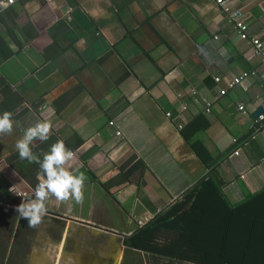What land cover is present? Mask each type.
I'll return each instance as SVG.
<instances>
[{"label":"crops","instance_id":"0c3cea01","mask_svg":"<svg viewBox=\"0 0 264 264\" xmlns=\"http://www.w3.org/2000/svg\"><path fill=\"white\" fill-rule=\"evenodd\" d=\"M216 1L20 0L4 11L0 114L11 110L16 126L0 135V204L13 209L12 188L34 193L39 165L21 160L15 143L39 120L52 129L34 141V154L42 159L63 140L75 153L69 170L86 177L82 203L51 198L35 228L19 217L17 263L76 264L87 254L101 262L114 245L93 226L130 237L197 185L212 189L204 193L209 212L222 198L237 207L264 190L262 58ZM228 2L264 45V0ZM250 71L256 76L221 95Z\"/></svg>","mask_w":264,"mask_h":264},{"label":"trees","instance_id":"16d2710c","mask_svg":"<svg viewBox=\"0 0 264 264\" xmlns=\"http://www.w3.org/2000/svg\"><path fill=\"white\" fill-rule=\"evenodd\" d=\"M4 108L7 109V105ZM191 146L208 165L207 152L203 153L196 144ZM29 170V166L19 168L22 177H26ZM215 191L220 194L217 187ZM208 192L213 194L212 189L205 190L197 185L185 194L181 203L158 214L126 239L128 250L139 253V264H144L142 252L146 254L148 264H264V190L237 207H231L223 198L220 199L216 209L220 215L213 219L214 223L208 220V216L216 210L209 212L213 207L207 208L204 200V193ZM9 193L6 192L7 195ZM9 200L6 198V203ZM20 202L18 199L12 202L13 209L0 206V211L10 214L8 219L13 218L11 223L10 219L0 222L5 225V231L9 229V233L14 229L10 225H17L19 216L15 206ZM255 202L262 206L263 212L258 210L260 214L253 212L252 206L250 209ZM7 258V255H2L0 264H5Z\"/></svg>","mask_w":264,"mask_h":264},{"label":"clouds","instance_id":"9594fccd","mask_svg":"<svg viewBox=\"0 0 264 264\" xmlns=\"http://www.w3.org/2000/svg\"><path fill=\"white\" fill-rule=\"evenodd\" d=\"M0 7L7 4L0 0ZM13 113L4 111L0 114V135H11L16 126ZM52 129L48 120H39L35 124L22 129V136L17 139L15 149L21 160L37 163L38 183L32 196L22 198L15 211L20 218L27 220V226L35 228L40 225L47 215V201L55 198L63 203L74 200L77 204L84 199V185L86 177L83 174H74L69 170L68 162L74 158L75 153L66 147L63 140L52 144L49 150L43 153L42 159L34 154L32 145L34 141H47ZM10 189V191H12ZM20 198V197H17Z\"/></svg>","mask_w":264,"mask_h":264},{"label":"built area","instance_id":"2783aa9c","mask_svg":"<svg viewBox=\"0 0 264 264\" xmlns=\"http://www.w3.org/2000/svg\"><path fill=\"white\" fill-rule=\"evenodd\" d=\"M20 0H2L3 3L7 4V7H0V19L2 18V15L4 11L13 5H15ZM221 10L224 12V14L228 17V20L233 23L238 30L239 37L244 40L248 41L252 47L256 55L261 56L262 63L264 66V45L261 42V40L257 37H250L248 34V23L246 21L245 14L241 9H235L232 8V6L229 4L228 0H217L216 1ZM217 39V37L215 38ZM256 71H250V72H244L238 77L233 78L232 80L227 82V89H224L221 91V95L227 94L228 90L234 89L235 87L241 85L245 80L249 79L250 77L256 76ZM220 79H216V82H220ZM211 104H208L206 107V112H211ZM239 110L245 112L244 106H240ZM166 117L169 120L173 119V114L171 112L166 113ZM264 117L261 116V119ZM179 129H183L182 125H179ZM120 135V133H118ZM238 140L234 139V143H237ZM241 154V149H237L232 156H239ZM20 198H25L24 196L20 195Z\"/></svg>","mask_w":264,"mask_h":264},{"label":"water","instance_id":"95a60500","mask_svg":"<svg viewBox=\"0 0 264 264\" xmlns=\"http://www.w3.org/2000/svg\"><path fill=\"white\" fill-rule=\"evenodd\" d=\"M259 114H255L257 117ZM93 232L99 233L103 236H108L109 241L114 245L111 246L112 251L110 250H102V257L100 258L101 262L97 259H90V256L83 255L76 261V264H124L125 263V240L128 238L126 235H121L115 232H111L108 230H104L93 226ZM117 240L118 244L115 242ZM108 252V253H107ZM78 262V263H77ZM33 264H40V263H33ZM41 264H49L48 262H42ZM53 264V263H52Z\"/></svg>","mask_w":264,"mask_h":264},{"label":"rangeland","instance_id":"374dc122","mask_svg":"<svg viewBox=\"0 0 264 264\" xmlns=\"http://www.w3.org/2000/svg\"><path fill=\"white\" fill-rule=\"evenodd\" d=\"M17 199H18L19 202L22 201V198H17ZM0 206L3 207V208H5L1 204H0ZM5 209H7V208H5ZM8 216L10 217V214H8V213L4 214L3 211H0V222H3L4 223L5 220L8 221L10 219V218L8 219ZM12 219L13 218L10 219V223L12 222ZM3 223H0V263L3 262L1 260L2 254H5V252H6L9 255L11 254L12 257L7 258L6 261H5V264H8V262H13L14 264H21V263H17L15 261V255L18 253V249H19L16 246L15 239H17V237L20 235L21 230L19 231V235H18L19 228H17V226L15 224H12L10 226H13L14 229L12 230V233L10 232L11 233L10 234L9 233V229L7 231H4V226L5 225ZM19 223H20V221H19V218H18L17 225ZM9 234H10V238H9ZM127 250H128V248H127ZM141 260H145V259L142 258ZM146 260H145L146 263L144 262V264H148V261H146ZM22 264H26V263H22Z\"/></svg>","mask_w":264,"mask_h":264},{"label":"flooded vegetation","instance_id":"af4514ba","mask_svg":"<svg viewBox=\"0 0 264 264\" xmlns=\"http://www.w3.org/2000/svg\"><path fill=\"white\" fill-rule=\"evenodd\" d=\"M139 258H132L125 255V263L124 264H139Z\"/></svg>","mask_w":264,"mask_h":264},{"label":"bare ground","instance_id":"6f19581e","mask_svg":"<svg viewBox=\"0 0 264 264\" xmlns=\"http://www.w3.org/2000/svg\"><path fill=\"white\" fill-rule=\"evenodd\" d=\"M12 193H13L15 196H17V197H20V195L24 196L25 198H26V197H29L28 195H26V194H24V193H22V192H19V191H17L16 189H13V190H12Z\"/></svg>","mask_w":264,"mask_h":264}]
</instances>
